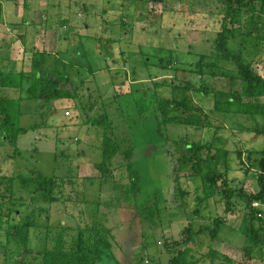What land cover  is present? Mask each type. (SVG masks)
Returning <instances> with one entry per match:
<instances>
[{"label":"rangeland","instance_id":"rangeland-1","mask_svg":"<svg viewBox=\"0 0 264 264\" xmlns=\"http://www.w3.org/2000/svg\"><path fill=\"white\" fill-rule=\"evenodd\" d=\"M220 11L215 0H0V68L21 80L20 71L31 72L34 57L45 53L53 71L56 60L72 63L67 69L76 87L82 81L92 92L90 98L83 90L80 96L43 105L44 101L27 96L26 81L24 90L0 89L21 99V125L27 128L15 146L0 136V264H16L20 250L8 238V227L22 217L35 224L27 244L33 253L44 247L48 223L77 227L96 221L112 228L116 238L113 257L98 264H170L175 252L186 246L194 254L189 258L191 264H211L204 255L208 246L193 239L185 241L188 236L196 238L195 226L220 217L226 228L212 246L231 257L233 264H264V216L262 220L252 216L242 192L235 193L227 206L223 182L217 194L198 208L197 216L206 219L196 217V225L190 227L197 194L204 193L201 181L176 179L154 112L143 113L136 103L138 93L128 94L135 81L151 90L158 83L162 86L159 94L171 98L173 81L189 83L194 101L213 115V90L239 89L229 74L233 64L216 57L214 41L223 18ZM249 16L240 11L239 23L228 21V25L241 31L251 29ZM255 28L264 33V24ZM262 42L251 46V40L244 53L248 57L251 51L260 52L254 66L264 76V38ZM212 52L213 56L202 60L203 74L193 71L201 54ZM212 62L225 73L214 75L209 67ZM164 81L168 82L165 86ZM74 84L64 81L60 88L73 91ZM81 101L95 103L98 109L89 110ZM103 102L116 122L122 149H134V168L141 177L137 201L126 191L125 182L120 186L113 179L103 182L95 166L103 159L102 129L91 119L104 108ZM224 121L219 135L231 151L229 185L243 193H257L261 189L258 174L245 162L249 149L263 148L264 136L241 133L231 127L230 119ZM214 130L179 123L166 127L171 138L188 134L189 141L210 140ZM252 156L259 157V153ZM31 170L65 179L55 193L56 201L46 202L19 189L10 199L4 174L29 177ZM117 171L127 173L125 168ZM117 178L124 181L125 177L118 174ZM10 200L14 206L9 210ZM41 206L47 210L41 212ZM246 232L260 236L262 258L246 255ZM206 239L205 244L212 242Z\"/></svg>","mask_w":264,"mask_h":264},{"label":"trees","instance_id":"trees-1","mask_svg":"<svg viewBox=\"0 0 264 264\" xmlns=\"http://www.w3.org/2000/svg\"><path fill=\"white\" fill-rule=\"evenodd\" d=\"M215 1L221 5L220 13L223 14L222 29L218 32L214 41L216 57L217 60H224L233 64L234 68L229 74L230 77L234 78V83L239 86V89L213 90V115L206 113L203 106L194 101L193 96L190 94L192 85L189 83L184 84L173 81L171 98L159 94L162 86L158 83H155L154 89L151 90L145 88L143 83L135 81L131 91L128 92V94L134 95L136 92L138 93L139 98H136V103L143 113L148 110L154 112L157 130L165 141L166 153L172 163V170L176 179L178 181L182 179L187 181L199 179L201 181L204 193L203 195L197 194L198 204L196 210L194 209L189 216L190 227L192 228L196 225L194 223L196 217L202 220L206 219V217L197 216L198 208L204 200L217 194L221 189L220 181L225 186L223 193L226 197L227 206L235 193L240 194L242 192L241 194L247 197L246 201L252 216L261 220L263 218L258 217V211L252 206V203L254 201L264 202V146L259 151L249 149L246 162L241 160V163H248L252 169L256 170L261 185V189L257 193H243L242 190H235L229 185L231 183L229 178L231 151L223 142L219 131L225 127L226 122L224 119L228 118L231 120L229 123L231 127L238 128L241 133L247 132L248 134L254 133L255 135L264 136V76L254 66L259 51L249 52L248 57L244 53V47L249 46L251 40V46L262 45L263 43L264 33L261 29L257 30L255 26L256 24H264V0ZM240 11L243 12V15L250 13L248 28L251 29L241 31L229 27L228 21L233 24L239 23L237 20ZM261 47L264 49L263 46ZM208 56H213V52L211 54H201L198 68L193 69V71L203 74L202 60ZM70 59L72 60V58ZM169 61L173 63L174 59ZM56 62L53 71L47 65L48 61L45 53H42L40 58L35 56L32 71H20L21 80H17L15 76L9 75L11 72L7 73L0 68V89L18 87L24 90L23 84L26 81L28 85L25 90L27 96L31 99L44 101L43 105L54 100L80 96V92L83 90L85 91L83 93L85 97L89 96L88 98H90L92 92L85 89L87 85L84 86L82 81L78 87L74 84V76L67 69L70 63L65 62L64 59L61 61L56 60ZM163 67L166 68L165 65ZM209 67L214 75L225 73L223 70L217 69L220 68L217 62H212ZM64 81L69 82L71 85L74 84V90L60 88L61 83ZM163 83L164 86L168 84L165 81ZM204 83L203 81L202 85ZM195 90L197 91L198 88H195ZM84 95L82 96L84 97ZM87 101H81L85 108L89 107V110L98 109L95 103L88 105ZM104 103L102 105L104 108L101 107L102 110L98 111L91 119L94 124L102 129L103 159L97 162L95 166L100 171L103 182L113 179L116 185L119 186L122 185V182H125L128 185L126 191L133 194L134 201H137L141 192V177L134 168V149L132 147L126 150L122 149L117 138L116 122ZM21 105L20 98L0 91V136L13 146L17 144L21 134L27 131V128L21 125ZM171 123L202 129L204 127L215 128L214 135L206 141H189L188 134L178 139L171 138L166 133L167 125ZM242 153V150L239 149L240 158H242ZM254 153H259V157L253 158L252 154ZM122 168H125L127 173L117 171ZM30 172L29 177L20 174L21 177L19 178H16L18 175L4 174L2 180L7 181L10 199H12L11 194H15L19 189L25 191L28 195L38 196L46 202L56 201L55 193L59 186H63L65 179L56 175H45L37 170H31ZM118 174L125 177L124 181H122L123 178H117ZM186 193L189 194V191L187 190ZM7 206L10 210L14 204L10 200ZM45 210L47 209L41 206V212ZM89 217L93 219L92 215ZM94 222L93 225L79 224L77 227L65 226L60 222L51 225L46 224L44 247L33 253L27 244L30 239V227L35 224L31 221V218L25 219L22 217L17 224H10L8 227V238L14 241L17 244V250H20V254L15 259L16 264H98L106 257L112 258L116 242L113 229L104 227L99 222ZM225 222L220 217L212 220L207 219V221L198 224L197 227L195 226L196 228L194 227L193 234L196 238L188 236L185 242L189 243L188 240L193 239V242L198 243L200 241L202 247H204L203 245L208 246L204 255L210 259L211 264H233L234 261L231 257L212 246L213 241L221 239L222 231L226 228ZM252 231V233H255L254 230ZM261 234L260 232L259 235ZM244 235L248 237L245 245L243 244L246 255H255L262 258L256 253L259 248L263 251L260 236L257 237L255 234H250V232H246ZM206 238H209L212 242L209 241L205 244ZM167 247L169 248V246ZM190 250L191 248L186 246L183 250L175 252L170 264H191L189 258L194 257V254Z\"/></svg>","mask_w":264,"mask_h":264},{"label":"built area","instance_id":"built-area-1","mask_svg":"<svg viewBox=\"0 0 264 264\" xmlns=\"http://www.w3.org/2000/svg\"><path fill=\"white\" fill-rule=\"evenodd\" d=\"M252 206L258 211V217L261 218L264 216V202L262 201H254Z\"/></svg>","mask_w":264,"mask_h":264},{"label":"water","instance_id":"water-1","mask_svg":"<svg viewBox=\"0 0 264 264\" xmlns=\"http://www.w3.org/2000/svg\"><path fill=\"white\" fill-rule=\"evenodd\" d=\"M256 253L259 257H262V250L260 248L257 249Z\"/></svg>","mask_w":264,"mask_h":264},{"label":"crops","instance_id":"crops-1","mask_svg":"<svg viewBox=\"0 0 264 264\" xmlns=\"http://www.w3.org/2000/svg\"><path fill=\"white\" fill-rule=\"evenodd\" d=\"M23 11H24V9H23Z\"/></svg>","mask_w":264,"mask_h":264}]
</instances>
